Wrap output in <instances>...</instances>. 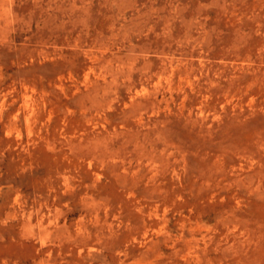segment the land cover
<instances>
[{"label": "rangeland", "instance_id": "374dc122", "mask_svg": "<svg viewBox=\"0 0 264 264\" xmlns=\"http://www.w3.org/2000/svg\"><path fill=\"white\" fill-rule=\"evenodd\" d=\"M0 264H264V0H0Z\"/></svg>", "mask_w": 264, "mask_h": 264}, {"label": "bare ground", "instance_id": "6f19581e", "mask_svg": "<svg viewBox=\"0 0 264 264\" xmlns=\"http://www.w3.org/2000/svg\"><path fill=\"white\" fill-rule=\"evenodd\" d=\"M38 212V211H37ZM32 213V212H31ZM39 213H41V212H39ZM26 218H30L31 220H32V218H33V215H29V217L27 216ZM37 226L38 227H42L43 226V222L39 219V220H37Z\"/></svg>", "mask_w": 264, "mask_h": 264}]
</instances>
